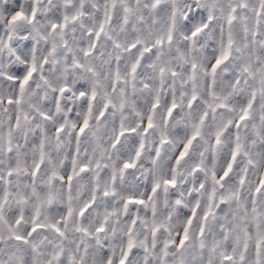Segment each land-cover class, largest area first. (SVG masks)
<instances>
[{"label": "clouds", "instance_id": "clouds-1", "mask_svg": "<svg viewBox=\"0 0 264 264\" xmlns=\"http://www.w3.org/2000/svg\"><path fill=\"white\" fill-rule=\"evenodd\" d=\"M261 180V0H0V264H264Z\"/></svg>", "mask_w": 264, "mask_h": 264}, {"label": "snow or ice", "instance_id": "snow-or-ice-1", "mask_svg": "<svg viewBox=\"0 0 264 264\" xmlns=\"http://www.w3.org/2000/svg\"><path fill=\"white\" fill-rule=\"evenodd\" d=\"M261 6L262 7H264V0H261ZM22 16H23V13H17L15 16H13V18H12V20H13V22H15V20L16 19H18V18H22ZM194 18V17H193ZM229 23H231V17H229ZM197 31H199V30H197ZM196 33H194V35H195ZM231 45V41L229 40V46ZM227 58V55L225 54V56H223V57H221L218 61H217V64H216V66L218 67L219 66V64L220 63H222L225 59ZM215 70H216V68L215 67H213V73H215ZM25 82H27V81H25ZM21 87H23V86H21ZM245 119H247V110H245V112H244V115L243 116H241V118H240V120H241V122H243ZM152 125H151V122H149V125H148V127L150 128ZM84 127L86 128L87 127V121H85V124H84ZM237 127H239V123L237 124ZM83 128L81 129V132H83ZM191 143H192V141L191 140H189L188 141V145H186V147H185V152H183V153H181L180 154V156H179V159H183L184 158V155L186 154V152H187V150H188V147L191 145ZM132 165H125V168H128V167H131ZM231 170V167H229V171ZM81 171H86V169H81ZM227 172L225 173V176H227ZM69 180H71V177H69ZM217 183H219V181H216ZM260 189H264V180H261L260 181V184H259V188L257 189V191H259ZM137 203H139V201H137ZM205 218H207V214H206V216H205ZM189 224H191V221H189ZM53 227H55V226H53ZM34 231H35V229H34ZM58 231V230H57ZM101 231H102V229H101ZM15 240H17V241H20V240H22L23 239V237H16V236H14L13 237ZM188 239V236H187V231L185 232V236H184V238L183 239H181L180 240V247H183L184 246V243H185V241ZM26 242V241H25ZM129 249H131V244L129 245ZM126 259H127V254H125V259H122L121 261H120V264H126ZM232 258L231 257H225V260H231ZM241 259H243V257L241 258Z\"/></svg>", "mask_w": 264, "mask_h": 264}]
</instances>
